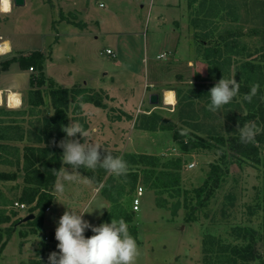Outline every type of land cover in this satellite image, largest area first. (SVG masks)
Masks as SVG:
<instances>
[{
    "label": "rangeland",
    "instance_id": "obj_1",
    "mask_svg": "<svg viewBox=\"0 0 264 264\" xmlns=\"http://www.w3.org/2000/svg\"><path fill=\"white\" fill-rule=\"evenodd\" d=\"M99 1H103V7L98 5ZM133 1L135 3H129L128 0H50V3H47L48 0H29L11 14V19L15 20L13 23L15 28L10 27V32H13L12 35L15 39L14 46L29 51L25 55L19 53L16 55L28 58L33 52L32 50L47 52L48 57L52 54V59L46 63L45 68L51 77L63 86L76 84L74 86L93 87L88 88L90 94H93V98L100 100L103 106L90 103L83 109L76 110V103L82 98L80 93L73 100L72 106L68 108L67 114L70 113L72 118H80L76 122L87 123L86 130L91 133L96 142L105 146L104 148L110 147L119 151L125 150V143L130 132L138 126L140 121L139 125L143 126L145 123L142 122L143 116H148L147 111L153 107L150 104L140 105L141 93L138 87L144 84L147 76L152 77L153 71L151 70L154 65L161 66L168 62L164 56L156 57L157 53L166 46L162 43L153 45L152 35L156 31L152 32V29L157 10L152 8V2L156 6L159 0H142L144 7L141 6V2ZM91 8H93L92 11ZM52 14L55 18L49 27V16L51 17ZM230 14L228 13L227 17ZM250 15L238 10L233 13V18L242 22L246 21ZM254 16L258 17V21H261L263 15L254 13ZM60 21L64 26L58 30L56 25ZM87 22L92 25L90 33L83 35L70 32V24H76L83 28ZM202 31L204 32V30ZM250 31L247 29L246 32ZM189 32L190 38L197 40V36L194 35L196 30L191 29ZM262 45L261 40L256 37L254 43H249L247 48L245 46L242 52L244 55L242 57L240 55L236 61L237 66L235 67L239 70V74H234V78L245 88H250L251 85L258 83L260 90L264 93V49H262ZM106 48H111L117 53V56L107 54ZM194 48L196 49L197 46ZM188 52L182 55L185 66L188 65L187 60L191 56ZM245 60L255 63V73H252L253 71L251 72V68H248L247 65L244 66ZM217 62L224 63L225 61ZM33 65L34 70L29 69L30 65L28 69L32 72V76H35L38 74V68L35 64ZM192 65L194 67V64H191L190 70L188 69L184 75L185 78H183L186 83L188 82V85L184 86L180 97L177 92L178 103L176 102V105L181 106L180 109L175 108L176 105H166L162 97L163 92L159 91L161 97L157 106L161 108L153 111V114L160 116L159 124L161 126L171 125L172 131L177 130L180 135L184 130L185 134L182 135L184 138L199 140L205 146L200 147L192 154H182L180 146L170 136L144 137L140 136L137 131L131 132V137L138 147L159 152L152 155L167 158L183 155L187 162L195 164L192 168L186 166L182 168L180 184L172 191L152 189L149 184L144 182L145 176L141 166H138L140 172L136 178L134 176L136 173L129 171L126 178L122 176V179L118 180L116 184H113V181L112 183L105 181L106 184L102 187L103 184L97 182L98 185H101L98 186L100 191L105 190L104 193H106L110 190L111 196H116L117 200H121L129 212L132 210L131 205L133 204L131 203L135 187L137 185L145 187L140 209L136 211L137 215H135L136 212H133L138 228L136 237L141 251L137 264H217L215 258L208 259V257L223 254L222 250L219 251L221 242L242 247L251 236L257 239L258 250L261 253L264 250V243L259 239L263 226L262 212L259 209L252 211L254 210L252 207L256 206L258 202L257 194L259 192L262 194L264 167L262 164L253 165L252 161L248 159L237 160L227 145L217 141L221 136L239 135L237 130L239 124L243 126L246 122L255 121L258 126L262 127L261 123H258L256 119L249 118L248 114L257 109L264 96L257 94L252 100L257 105L254 106L243 99L248 92H241L231 103L217 112H211L208 110L209 90L214 85L208 86V84L211 82L215 84L220 78L207 76L206 81H202L200 77L194 76ZM226 67L228 65L223 69ZM19 68L18 65L15 70L18 71ZM249 75H253V78L247 83L246 77ZM10 76L13 77L14 74L10 72ZM232 77L229 76V78ZM161 79H163L161 80L163 85L167 84L169 80H172L171 85L176 84H173V81H178V78L174 76L169 79V75L162 76ZM23 80H26V77H23ZM4 81L0 76V83ZM7 83L4 82V84ZM178 83L180 82L178 81ZM106 85L114 88H109L110 92L107 89H98V87ZM42 89L47 96V92L50 90L49 84L45 83ZM24 99L26 102L30 100L27 93H25ZM46 105L49 107L47 113L49 115L53 110H50L49 102L44 104V106ZM2 106L9 108L6 103ZM32 109L35 110V113L42 111V109L38 111L39 109L35 107ZM173 110L175 111L172 112ZM44 111L46 112V110ZM180 111L186 116L185 119L179 116ZM233 113L238 114L237 121L231 119L230 114ZM14 117L20 118L17 114ZM34 117L37 118L38 123H32V128L38 131L40 117H38V113ZM29 119L30 117L23 123L24 126H29L27 124ZM261 152L263 153V150ZM11 153L10 151V164L8 161L0 159V171L15 173L18 178L22 172V163H16V158ZM121 155L127 163L139 156V154L125 151ZM261 156L264 158V154ZM20 161H22L21 158ZM212 164H218L222 173L219 186L215 188V194L208 205L201 209L198 219L186 221L183 207L184 190L191 191L194 187L202 185L208 172L212 169ZM129 168L132 170L134 166ZM23 176L25 178V174ZM17 178L7 181L10 182V186L7 185L4 191H1L0 187V193L3 192L10 198L12 196L10 188L12 187H16L17 191L21 193L24 179ZM1 183L5 184V181L0 180ZM101 195V192H94L91 196V198L95 196L96 199L92 209L98 206ZM18 210L16 220L20 218L19 215L25 214L24 216H26L28 214V208H19ZM19 224L14 227L15 231L17 227H21L19 233L36 229L24 220L21 225ZM10 225V222L0 224L2 240L6 237L5 229ZM48 234L40 233L38 238L31 239L26 249L20 250L19 254L17 252L19 250L17 248L18 238L15 237L11 243L9 239L7 245L5 243L6 246L0 247V264H35L39 251L44 248L45 244H51L53 241L51 235ZM208 234L214 235L215 244H210L211 240L205 241ZM48 255L46 254L43 258L45 264H48ZM240 263L238 262V264ZM219 264L225 263L220 262ZM253 264L259 263L255 261Z\"/></svg>",
    "mask_w": 264,
    "mask_h": 264
},
{
    "label": "crops",
    "instance_id": "obj_2",
    "mask_svg": "<svg viewBox=\"0 0 264 264\" xmlns=\"http://www.w3.org/2000/svg\"><path fill=\"white\" fill-rule=\"evenodd\" d=\"M28 1L29 0H25V4ZM136 1L141 2L142 7L145 6L142 0H136ZM10 2H11L10 11H7V12L0 11V43L8 42L9 48L11 49V51L7 50L6 53L0 54V76L2 77L3 80H5L4 82H8L7 84H4V82L0 83V92L2 91L1 93L3 95L2 104H0V107H3L2 105L6 103V105L9 107L8 109L22 110V111L25 110V114L19 115L20 118H16L10 114L6 115V118H8V124H10V118H13L18 121L21 120V122H17L14 124L20 123L21 125H23L26 119L30 117V119L27 121V124L29 126L26 127L23 125L24 126L23 140L18 139L16 141H11L12 144L19 147V155L22 160V161L15 160L16 163H19V162L22 163L21 165L22 172L18 175V178L17 177L16 178L19 180H23L24 179L23 175L25 174L24 147L26 144H28L27 134H28V130H31V131L34 130L32 126L34 123L36 122L38 123V120L36 121L37 118L34 117L35 114L37 113L32 114V112H30V110L34 112V110H32L31 98H30V91L32 89L31 87L32 72L28 69L29 67L23 66L18 61L13 60L14 58H20L19 56L16 55V53L25 55L26 53L28 54L29 52L26 49H20L18 46H14L15 39L12 35L13 32L12 33L10 32L11 26L12 28H15L13 25L15 20L11 19L12 17L11 14L22 5L20 6L15 5L14 0H10ZM100 2H103V1H99L98 5L100 4ZM128 2L135 3L133 0H128ZM152 5H153L152 8L157 10L155 17H154V23H153V29H152V32L156 31L155 34L152 35V37L154 38L153 45H155V43L157 44L162 43L164 44V46H166L165 48H162V50L159 53H157L156 57H158L162 53H165L164 57L167 58L168 62H166L167 64L165 65L162 64L161 66L154 65V67H152V70L150 68L149 71L150 70L153 71L152 77L147 76V79H145L144 84L138 87L141 93L140 105L146 106L147 104H150L151 106H153L152 109H150V111H147L146 114L148 116L151 114V110L153 112V111H156V109L161 108L160 106H157V104L154 105L150 103L149 96L152 92L159 93V91H162L164 94L166 92V89H170L174 91L175 99L177 97V92H178L179 97L181 96L182 92L184 91L183 88H185L184 86L188 85L187 84L188 82L186 83V80L185 79L183 80V78H185L184 75H186V73L188 72V69L190 70L191 64H194V67L192 65L193 71L195 72L194 76L200 77L202 81H206L207 76L209 77L216 76L217 78H220V79L222 77L226 78L229 76H234V74L236 75L239 74V70L236 69L235 66H237L236 61L239 59L240 55L241 57L244 55V53H242L245 49L243 48V46H246L247 48L249 43L255 42L256 37L259 38V40H261V42L264 44V39L259 37L260 35H253L252 33L253 30L255 29L264 28V0H159L156 6L154 2H152ZM92 9L93 8H91V11ZM238 10H240L241 12H244L245 14H251V15L246 18V21H242V22L236 21V19L233 18V13H236ZM228 13L229 14L231 13L229 17H227ZM254 13L256 14L262 13L263 16H262L261 21H258V17L256 18V16H254ZM54 18L55 17L53 14L51 17L49 16V22H50L49 27H51V23ZM256 23H259V24L257 25ZM62 26H64V24L62 21H60L56 25V28H58L59 30ZM65 27L67 26L65 25ZM69 27H70V32H72L73 34L77 32L78 34L84 35V34L90 33V29L92 28V25L91 23L87 22L83 25V28L77 26L76 24L75 25L70 24ZM191 29L196 30V33L194 35L197 36L196 37L197 40L190 38L189 31ZM247 29H250L251 31L246 32ZM202 30H204V32ZM202 38H205V39H202ZM196 46L197 48L195 49L194 47ZM32 51H36V50H32ZM187 51H189L188 54L191 55L190 57H188V60H187L188 62L187 66L189 67L185 66L182 60V55L186 54ZM43 53L46 56V59L43 62V72L45 76L47 78L52 79L57 86H61V87L69 88V89L93 88V87L82 85V84L81 85L83 87L74 86L76 84L72 86L61 85L55 78L51 77L46 72V69H45L46 63L52 59V54L50 57H48L47 52H43ZM249 53L251 54V52ZM245 56L247 55L245 54ZM194 60L195 62H193ZM219 60H224L225 62L219 63L217 62ZM18 65L20 66V68L18 69V71H16L15 69H16V66ZM226 65H228V67L223 69V67H225ZM10 72L14 74L13 77L10 76ZM167 75H169V79H171L173 76L178 78V81L180 83L177 84L178 81L175 79L176 81H173V84L174 83L176 84L171 85L172 80H169L167 84L163 85V83L161 82V80L163 79H161V77L162 76L166 77ZM23 77H26V80H23ZM16 79L18 80L16 81ZM215 84L211 82L208 84V86H213ZM99 88H101L102 90L107 89L109 91L110 90L109 88L112 89L114 87L110 85H106V86L98 87V89ZM10 89L16 90L20 93L21 101L18 107L13 108L9 106L8 90ZM25 93H27L30 99L28 102H26L24 99ZM163 94H162V97H163ZM75 99L76 98H72L70 100L68 108L72 106V103H74L73 100ZM163 100H164V97H163ZM24 102H26V105H24ZM47 102L50 103V110H53L54 112L55 108L51 104L48 94L47 96L45 95L44 103L35 107L36 109H39L38 111L42 109L41 112H38V117H40L39 118L40 126L38 127V131L36 132H38L39 134L42 133V131L39 128L43 124V116H47L48 115L47 113L49 112V107L47 105L44 106V104ZM176 102L178 103L177 100ZM90 103L92 102H83L79 100L76 103V110H81L86 105H90ZM164 103H165V100H164ZM165 104L171 105V106L176 105V103L175 104L165 103ZM177 107L178 106L176 105L175 108ZM180 107L181 106L178 107V110L180 109ZM44 110H46V112ZM174 111L175 110H173L172 112ZM53 112H51V114H49L48 116L52 115ZM67 115H68L67 125L70 123V120L77 121L78 119H80V118H72L70 116V113ZM179 116H181L183 119H185L184 117H186L185 115L181 114V111L179 113ZM82 125L85 127V129L88 127L87 123H83ZM170 126L171 125H168V126L163 127L162 129L154 130V129H150L145 126H140L138 124V126H136V128H134L132 131H137L140 136H144V137L170 136V138L173 139L172 137L173 129H171ZM131 132L128 137V140L125 143V147H124L125 150L119 151V150H115L114 148L109 147L107 148V151L111 152L114 156L121 155L123 151L127 153H131V154L159 153L156 150L148 151L144 147L143 148L140 146L138 147L136 142H134L133 137H131L132 135ZM9 136H10V133H9ZM81 142L83 141L81 140ZM1 153L2 152L0 150V154ZM7 156H8L7 157L8 164H10V153L7 154ZM131 166H134V169L129 170V171H133V173H136L134 175L136 178V175H138V172H140V169H138L139 168L138 166H141V165H137L135 163V160H132V161L129 160L128 169H130L129 167ZM62 167L67 168L69 166L62 165ZM80 174L83 177L89 178L91 180V183L90 184L80 183V184L67 185L65 193L59 196V200L63 202L64 204L56 201L57 195L54 194V185H53L52 193H53L54 199L44 212L43 223L40 228L37 229L36 226H33V224L29 223L31 224V226L35 227L36 229L33 231L27 230L28 232L19 233V231L21 230V227H17L16 231L15 230L13 231L9 239L11 243V241L13 242V239L15 237L18 238V241H19L17 244L18 246L17 248L19 249L17 250L18 254L21 253L20 250L24 251V249H26V247L31 242V239H34V237L38 238L40 233H43L44 235L49 233L51 235V239L53 240L51 244L55 246L54 251L58 252L59 250L56 247V245L58 244V241L55 239V229L58 226L60 216L64 213L65 210H70V209H67V207H70L76 211H82L87 205V201L91 198L94 192L102 193L101 195L102 197H101L99 204L106 205L108 209L107 208L96 209L92 213H85L84 219L88 220L93 225H99L104 220L105 216L107 218L111 217L115 219H118L119 214L122 217L124 216L121 208L120 210L118 209L119 205L124 206L122 204L123 202H121V200H117L116 196H111L110 190L107 191L106 193H104L105 190H103V192L100 191L99 187L101 185H98L97 183V182H101L99 184H103L102 187L105 186L106 182L112 183L113 181V184H116L118 183L117 182L118 180L122 179V176L117 178L115 176L107 174L103 169H97L96 172L93 173L92 171L84 169V168L80 169ZM124 178H126V175L124 176ZM10 180H13V179H10ZM7 185L10 186V182L8 183L7 181H5V184L1 183L0 184V187L2 189L1 191H4L7 188ZM136 187H135V190H136ZM135 190H134V193H135ZM11 192L12 194L13 192H17L18 195L20 194L17 191V188H16V191L11 190ZM12 197L13 196H11L10 198ZM14 200L20 201L18 197H16ZM0 208H3V210L4 208H6L5 212H3L2 215L4 216L10 215L11 217L10 221H6L2 223L7 224V222H10L11 224V222L16 220L15 217L19 212L18 210L19 208L13 205H8V207L0 206ZM125 209H126V212H129L126 207ZM131 209L132 210L130 213L133 214V212H136L133 210L132 205H131ZM88 210L92 211V208H89ZM101 212H102V215H101ZM24 215H19V216L23 217ZM135 215H137V212ZM132 220H133L132 223L135 222L134 224L137 226V222L134 221L135 220L134 215H133ZM21 223L19 225H21ZM7 243L8 241L6 242V245Z\"/></svg>",
    "mask_w": 264,
    "mask_h": 264
},
{
    "label": "trees",
    "instance_id": "obj_3",
    "mask_svg": "<svg viewBox=\"0 0 264 264\" xmlns=\"http://www.w3.org/2000/svg\"><path fill=\"white\" fill-rule=\"evenodd\" d=\"M48 3H50V0H48ZM252 33L253 35H260V37L264 39V28L262 30L255 29ZM243 48H245V46H243ZM262 49H264V44L262 45ZM45 59V54L39 50L31 52L28 58L20 57L13 59L18 61L23 66L28 67L30 65L34 68L33 64H35L38 68V74L32 76L31 78L32 89L30 93L32 107H37L44 103L45 91L42 89V86L45 83H48L50 90H48L47 94L49 95V99L55 108V111L50 116H43V124L39 128L42 131L41 134L35 130H28V144H26L24 147L25 178L21 193L18 195L17 192H13L12 198H8L3 192L0 193L1 207L13 205V202L16 201L14 200L16 197H18L21 202H24L28 206V214H35L33 218L27 220L26 222L33 224V226H36L37 229L40 228L43 223V217L46 208H48L54 199L52 187L57 177L55 173L60 167H62L61 156L63 152V149L58 147L57 144L66 136V134L62 131V128L68 123L67 110L70 100L81 93V101L92 102L95 105L103 106V103L100 100L93 98V94H90L87 88L69 89L57 86L52 79L47 78L43 72V62ZM244 63V66L247 65L248 68H251V72L253 71L252 73H255L256 70L254 71V69L256 68V65L254 62L247 60ZM253 75L246 77L247 83L253 78ZM249 91L250 88H245L243 84H240L239 93H246ZM83 92H85V94H83ZM258 94L260 96H264V93H262L261 90H259ZM251 104L257 106L254 101L251 102ZM30 112L35 114V110L34 112L30 110ZM9 114L12 116H15V114L23 115L25 114V110H12L0 107V150L2 152L0 154V159H3V161H8L7 154H9L11 151L13 155L15 154V158L18 161L20 160L19 147L12 144L11 141H16L18 139L23 140L24 126L20 123L14 124L21 122V120L18 121L13 118H10V124H8V118H6V115ZM248 115L249 118L253 120L256 119L258 123H261V128L264 129V99L258 104L257 109ZM143 117L144 119L142 118V122H145L143 124L145 127L154 130L165 127L159 124L160 116L156 115L155 113L153 114L152 111L149 116ZM230 117L234 121H237L239 118L238 114L235 113L230 114ZM140 123L141 121L139 124ZM239 126L242 127V124H239ZM170 128L172 127L170 126ZM173 139L176 140L180 146L182 154H192L193 152L198 151L200 147L205 146L199 140L184 138L182 135L177 133V130L173 131ZM53 141L56 143L54 144ZM217 141L220 144L227 145L228 148L234 153V157L237 160L240 161L242 159H248L249 161H252L253 165L262 164L264 167V158L261 156V154H264V132H261L259 135H257L255 142L250 144L241 143L239 135H232L230 137L221 136L217 139ZM261 150H263V153ZM135 163L143 167L145 176L144 182L149 184L152 189L172 191L174 187H177L180 184L181 170L189 162H187L183 155L171 156L167 158L152 154H139V156L135 159ZM221 177L222 173L220 172L218 164H212V169L208 172L207 177L203 181L202 185L194 187L191 189V191L184 190L185 197L183 200V207L185 209L186 221H195L198 219L201 209L206 207L210 199L214 196L215 188L219 186ZM15 178V173L11 174L7 171H0V180L8 181ZM10 189L14 191L16 190L15 187ZM261 192L262 194L259 192L256 196L258 202L256 206L252 207L254 209L252 211L254 212L256 211L255 209H259L262 212L263 226L262 234L259 239H261L264 243V185L261 188ZM120 208L124 216L122 217L119 214L118 219L123 218L127 222L130 233L137 239L138 243V238L136 237L137 227L134 223H132L133 214L126 212L124 206L119 205L118 209L120 210ZM5 210L6 208H4V210L3 208H0V223L10 221V215H2ZM24 217L25 216L20 217L19 219L11 222V225L5 229L6 237L4 240L1 239L2 233L0 231V247H4L5 243L12 235L15 225L21 223V221L24 220ZM105 219L108 220L106 221ZM109 219L112 218H107L105 216L101 223L110 222L111 220ZM91 235H93L91 229L85 231L86 237ZM214 239V235L208 234L205 238V241L211 240L210 244H215ZM229 245V243L225 244L224 242H221L219 251L222 250L223 254H217L215 257L210 255V258L208 257V259L215 258L217 260V264L220 262L225 264H238V262H241L240 264H253L255 261H258L259 264H264V250L262 253L258 250L257 239H255L253 236H251L248 242L242 247ZM54 250V245L45 244L44 248L39 251L38 260L35 264H45L43 258L46 256V254H49Z\"/></svg>",
    "mask_w": 264,
    "mask_h": 264
},
{
    "label": "clouds",
    "instance_id": "obj_4",
    "mask_svg": "<svg viewBox=\"0 0 264 264\" xmlns=\"http://www.w3.org/2000/svg\"><path fill=\"white\" fill-rule=\"evenodd\" d=\"M10 0H0V5H4ZM10 7H0V11H10ZM9 51L11 49L9 48ZM2 54V53H0ZM260 85H251L250 91L243 99L249 103L257 96ZM240 83L234 78L222 77L210 90V104L208 110L217 112L239 95ZM264 99V97H262ZM240 142L243 144L254 143L257 135L264 132L255 121H249L243 126L237 125ZM62 131L66 134L60 140L58 147L63 149L61 165L55 173L57 179L54 184V194L59 196L64 194L66 186L69 184H90L89 178L80 174V169L84 168L96 172L103 169L107 174L121 177L127 175L128 163L123 155L114 156L107 151L101 143L96 142L89 131L76 121L63 126ZM184 130L181 135H184ZM83 140V142H81ZM55 144L56 142L53 141ZM96 202L95 196L87 201V205L82 211L73 210L67 207L60 216L58 226L55 229V239L57 251H52L48 255V264H137L141 255L137 239L130 233L127 222L123 219L112 218L111 222H103L93 225L84 219L85 213H92L96 209L107 208L106 205L99 204L92 211L88 209ZM108 209V208H107ZM102 215V212H101ZM91 229L93 235L86 237L85 231Z\"/></svg>",
    "mask_w": 264,
    "mask_h": 264
},
{
    "label": "bare ground",
    "instance_id": "obj_5",
    "mask_svg": "<svg viewBox=\"0 0 264 264\" xmlns=\"http://www.w3.org/2000/svg\"><path fill=\"white\" fill-rule=\"evenodd\" d=\"M10 5H11V2L10 3L6 2L4 5H0V6L1 7H10ZM7 50H9L8 42L0 43V53H6ZM1 92H0V104H1V100L3 99V95ZM8 93H9V95H8L9 106L13 107V108L18 107L20 104V101H21L20 93L16 90H13V89L8 90ZM165 96H166L165 103H167V104H175L176 103L175 94H174L173 90L166 89ZM1 97H2V99H1Z\"/></svg>",
    "mask_w": 264,
    "mask_h": 264
},
{
    "label": "built area",
    "instance_id": "obj_6",
    "mask_svg": "<svg viewBox=\"0 0 264 264\" xmlns=\"http://www.w3.org/2000/svg\"><path fill=\"white\" fill-rule=\"evenodd\" d=\"M100 6H104V3H100L99 4ZM106 53L107 54H110V55H113V56H117V53L115 51H113L111 48H106ZM164 56V54H161L160 56L158 57H162ZM30 70H34V68L32 66H30L29 68ZM166 96H165V93H164V100H165ZM2 99V97H1ZM1 104H2V100H1ZM195 164L192 162V163H188L186 164V167L187 168H192ZM145 192V187L142 186V185H137L136 187V190H135V193L133 194V197H132V208L134 211H138L140 209V205H141V198L143 196ZM15 207L17 208H28V206L24 203V202H21V201H18L16 200L14 202V205Z\"/></svg>",
    "mask_w": 264,
    "mask_h": 264
},
{
    "label": "water",
    "instance_id": "obj_7",
    "mask_svg": "<svg viewBox=\"0 0 264 264\" xmlns=\"http://www.w3.org/2000/svg\"><path fill=\"white\" fill-rule=\"evenodd\" d=\"M14 4L17 5V6L24 5L25 4V0H14ZM159 98H160L159 93L152 92L150 94V96H149V101H150L151 104L156 105L159 102ZM34 216H35L34 213H29L23 219H24V221H27V220L33 218Z\"/></svg>",
    "mask_w": 264,
    "mask_h": 264
}]
</instances>
